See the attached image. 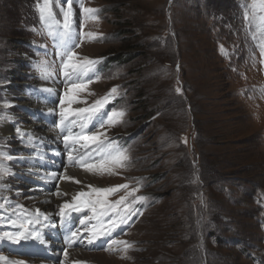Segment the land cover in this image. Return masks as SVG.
Masks as SVG:
<instances>
[{
	"label": "rangeland",
	"instance_id": "374dc122",
	"mask_svg": "<svg viewBox=\"0 0 264 264\" xmlns=\"http://www.w3.org/2000/svg\"><path fill=\"white\" fill-rule=\"evenodd\" d=\"M61 4L66 7L64 0ZM250 4L251 0H82L83 8L99 10L93 18L72 0L74 28L80 34L75 51L81 58L99 61V79L89 73L76 81L92 80L76 93L78 101L87 103L70 107H88L117 87L118 95L104 112L124 110L122 122L99 129L93 120L88 131H105L120 149H127L130 160L125 167H115L113 174L89 172L70 163L69 149L60 144L63 160L54 158L50 170L56 178H49L46 186L43 177L35 180L38 171L34 172L41 139L46 138L35 139L17 129L25 128L26 118L37 121L33 101H47L49 108H56L49 122L57 130L60 100L68 107L72 81L63 75L61 57L46 34L37 2L0 0V166L9 171L0 179V198L53 214L55 227L45 234L49 242L68 225L56 215L58 205L90 192L89 185H128L108 198L127 196L129 207L138 210L112 237L94 245L74 244L64 264H264V57L245 20ZM57 17L61 18L58 11ZM119 52L131 54L132 60L120 61L114 57ZM45 84L53 91H46ZM29 98L32 105L25 106ZM6 125L15 131L5 132ZM79 154L72 151L74 157ZM74 171L90 174L64 178H74ZM65 182L70 183L69 193L61 187ZM57 190L68 195L56 196ZM139 196L146 199L136 200ZM84 214L73 213L69 226L82 228L77 218ZM6 230L13 229L0 221V232ZM59 234L61 238L63 232ZM110 239L132 247L126 253L105 250ZM25 243L34 245V253L43 248ZM63 244L44 249H53L56 264L64 259ZM25 250L23 242H0V257L46 262L36 261L37 256Z\"/></svg>",
	"mask_w": 264,
	"mask_h": 264
},
{
	"label": "snow or ice",
	"instance_id": "6c2138e0",
	"mask_svg": "<svg viewBox=\"0 0 264 264\" xmlns=\"http://www.w3.org/2000/svg\"><path fill=\"white\" fill-rule=\"evenodd\" d=\"M81 4L82 0H77ZM56 5L54 9L53 5ZM38 0L37 10L43 27L47 30L46 34L52 38L57 49V55L61 57V67L63 75L68 81H72L71 91L73 95L69 97L68 91L65 92L68 107H64L66 101L60 100V122L57 125L63 134L62 142L69 149L68 160L70 163L83 167L86 171L103 174L105 172L113 174L115 167H125L126 162L130 160L127 155V149H120L117 141L109 139L105 131H92L89 133L88 125L96 120L99 129H105V125L115 126L122 122L125 115L124 110L113 109L110 113L104 112L105 106L116 98L118 95L117 87H113L104 96L96 99L88 107L71 108L72 103H87L86 100H77L76 93L84 91L87 85L92 82L89 77L86 82L83 81L88 74L99 76L96 74L95 65L99 63L89 57H79L75 51L80 47L78 34L74 28L72 0ZM57 11L60 17H57ZM84 13L89 14L93 18L96 17L98 9L83 8ZM245 20L248 21V30L252 32L251 38L258 41L261 56L264 57V0H251V4L247 6L244 13ZM94 36V33H88ZM223 47V46H221ZM264 63V59L261 60ZM43 69L47 71L48 64L45 63ZM52 92V89H46ZM179 91V89H177ZM107 117V119H105ZM95 127V125H93ZM78 128V131L73 129ZM19 132L20 130L17 129ZM89 142V143H86ZM185 139V143H186ZM79 145V148L76 147ZM72 151L79 152L78 157L72 155ZM95 154V155H93ZM92 160L93 163L87 161ZM8 169L0 166V179L8 175ZM56 173L50 174V179H55ZM72 180V177H64ZM79 183V181H76ZM90 192H80L72 196L71 200H66L58 205L56 215L60 217L65 224L71 225L73 213H86L78 217V223L82 228L73 229L68 227L64 236V246L61 248L63 260L59 264H64L69 257L68 249L74 244L94 245L96 241L105 237H112L113 232L121 225H126L132 215L138 210H132L126 203L127 196H121L117 200H110L109 194H115L120 189H127L128 185H116L110 188H94L88 186ZM139 189H133L127 195H133ZM56 196L68 195L57 190ZM83 197V199H80ZM143 196L136 197V200L143 201ZM0 221L6 222L13 230L0 232V242H10L20 245L22 242H35L39 245H47L48 240L45 239V229L55 227L52 223V214L43 212L39 208L28 209L23 204L16 203L12 205L8 200L0 198ZM135 203V200L133 201ZM142 215V213H141ZM87 233V235H85ZM108 247L105 250H119L127 252L131 247V243L127 241H119L115 239L106 240ZM116 246V247H113ZM0 260L6 264H28L22 259L9 260L8 257H0ZM72 264H85L81 261H73Z\"/></svg>",
	"mask_w": 264,
	"mask_h": 264
},
{
	"label": "bare ground",
	"instance_id": "6f19581e",
	"mask_svg": "<svg viewBox=\"0 0 264 264\" xmlns=\"http://www.w3.org/2000/svg\"><path fill=\"white\" fill-rule=\"evenodd\" d=\"M38 84V83H37ZM42 85V84H41ZM43 86V85H42ZM45 88L47 89V86L48 84L44 85ZM51 86V85H49ZM54 86H52L53 88ZM55 88V87H54ZM56 89V88H55ZM56 92V91H55ZM42 94V93H41ZM31 96V95H30ZM35 97V96H34ZM47 98V97H46ZM35 99V98H34ZM52 99V97H51ZM33 101V100H32ZM39 101V99H38ZM25 102V100H24ZM34 113L37 114V121H31L30 119L26 118V126L25 128L21 129V134L25 133V134H28L30 137L32 138H35V139H38L39 136H42L46 139H41L42 140V144H43V148L42 150L39 151V156L36 157L35 159L38 160L37 165L38 167L35 168L34 172L38 171L36 173L37 175V178L35 180H38V181H41L42 177L44 178L43 179V184L44 185H49L48 184V180H49V176L51 173H53L50 168L53 167V164H56L54 163V158L55 159H58V157L63 160V158L61 157L62 154L64 153L63 149L60 147V144H62L61 146L64 145V143L62 142L63 140V137L60 135L59 132H56L58 130V127L57 130H55V127L49 122L50 118L53 116L51 115V110L52 111H55L56 108L55 106L51 105V107L49 108V105L51 104L50 102H47V101H42V103H37V102H34ZM26 105H32V102H31V98H29V102H26L25 103V106ZM47 108V109H45ZM41 110H44L43 112H45L44 114H42L40 111ZM39 112H40V115H39ZM59 115H60V112H58ZM24 127V126H22ZM20 128V127H19ZM4 131L5 132H13L15 131V129H12L10 128L8 125H6L5 127H3ZM17 132V131H16ZM24 134V135H25ZM41 154H45V157L46 158H42L40 155ZM33 159V158H32ZM44 161H46V163H44ZM33 165V164H32ZM34 166V165H33ZM35 167H36V164H35ZM64 167V166H62ZM29 168V167H28ZM33 172V174H34ZM90 174L88 172H81V171H74V174L73 175V179H82L83 176L86 177V175ZM33 177V176H32ZM90 181V180H89ZM56 183V182H55ZM54 183V184H55ZM83 183V182H82ZM70 183L68 182H65V184H62V188H63V191H66L69 193V191L67 190L68 188H66V185H69ZM86 185V184H85ZM50 186V185H49ZM53 186V183H52V180H51V187ZM74 188V187H73ZM27 189V188H25ZM31 190V189H30ZM42 190V189H41ZM29 191V190H28ZM74 192V191H73ZM33 193V192H32ZM72 193V192H71ZM76 193V192H75ZM36 194V193H35ZM71 195H69L70 197ZM49 199V198H47ZM46 200V199H45ZM53 203L55 202V200H52ZM36 202V201H35ZM62 202H64V200H62ZM60 203V202H59ZM39 207V206H38ZM41 208H44L42 206H40ZM46 207V206H45ZM47 208V207H46ZM40 209V208H39ZM49 210V209H48ZM44 211V210H42ZM45 212V211H44ZM53 215V214H52ZM60 227H62L61 225H59ZM50 229V228H49ZM49 229H45V234H47L48 230ZM56 234V233H55ZM55 234H53V239L51 242H49L47 245H43V248L38 252V254L36 255L37 258H35V260H39V259H43L45 260L46 262H37L36 264H56L54 261L55 259L58 260V256L57 254H55L54 252L49 251V252H45V248L47 246H55L56 245V242H63L62 239L60 238V240L57 238V235L55 236ZM64 245V244H63ZM59 252V251H58ZM75 253H77L78 251L75 250L73 251ZM76 256V255H75ZM99 259V258H98ZM35 261V262H36ZM72 262V261H71Z\"/></svg>",
	"mask_w": 264,
	"mask_h": 264
},
{
	"label": "trees",
	"instance_id": "16d2710c",
	"mask_svg": "<svg viewBox=\"0 0 264 264\" xmlns=\"http://www.w3.org/2000/svg\"><path fill=\"white\" fill-rule=\"evenodd\" d=\"M35 2H38V0H35ZM30 15H31V13H30ZM117 34H118V36H120V35H122L123 33L121 32V31H117ZM131 56V54H127V53H125V52H119V53H117L114 57H116V58H120L121 60L120 61H122V60H126V61H129L130 59L132 60V57H130ZM119 60V59H118Z\"/></svg>",
	"mask_w": 264,
	"mask_h": 264
}]
</instances>
